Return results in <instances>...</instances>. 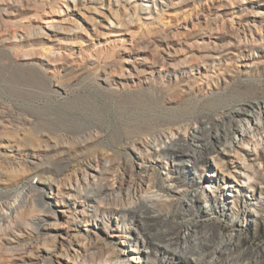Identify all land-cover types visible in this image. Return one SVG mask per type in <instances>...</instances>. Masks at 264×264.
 I'll use <instances>...</instances> for the list:
<instances>
[{
    "label": "rangeland",
    "instance_id": "rangeland-1",
    "mask_svg": "<svg viewBox=\"0 0 264 264\" xmlns=\"http://www.w3.org/2000/svg\"><path fill=\"white\" fill-rule=\"evenodd\" d=\"M240 5L246 7L236 9ZM237 13L247 16L236 22ZM262 13L264 0H0V131L24 129L34 143L49 149L62 141H87L76 155L52 160L50 173H42L59 172L54 194L66 195L68 183L80 177L89 160L94 166L110 161L105 182L120 187L133 183L143 174L132 163L134 142L155 130L194 127L197 117L211 131L218 125L222 132L219 121L227 108L264 99L259 28L246 34L256 38L253 49H231L213 63L202 56L210 47L224 48L233 40L232 29L241 30L246 20L263 28ZM205 18L216 20L211 32L205 31ZM153 63L152 75H145L142 71ZM239 123L249 132L236 136L233 146L217 144L200 162L182 166L179 192L174 191L170 165L162 161L155 167L157 186L147 193L170 200L164 210L180 229L193 222L205 230L217 225L223 239L232 233L240 239L239 249L248 253L264 248V215L256 218L249 211L252 201L264 200V127L245 119ZM22 180L0 181V201L38 178ZM194 188L204 195L187 211L185 193ZM76 219L82 221V215ZM120 219L118 232L134 224L141 227L130 214ZM65 220L60 219L62 228L68 225ZM86 227L122 251L111 262L97 264H151V258L156 263L161 257L144 232L136 246L92 224ZM11 261L0 253V264Z\"/></svg>",
    "mask_w": 264,
    "mask_h": 264
},
{
    "label": "bare ground",
    "instance_id": "bare-ground-1",
    "mask_svg": "<svg viewBox=\"0 0 264 264\" xmlns=\"http://www.w3.org/2000/svg\"><path fill=\"white\" fill-rule=\"evenodd\" d=\"M245 7L240 5L236 9ZM246 16L237 13L236 22L244 20ZM214 22L215 18H205V31L211 32ZM245 23L241 30L240 26L232 29L233 40H229L224 48L210 47L209 52L202 56L211 59L213 63L222 59L231 49H253L256 38L251 36L249 39L246 34L252 35L257 27V34L264 38V27L247 20ZM200 30L195 31H198L197 35ZM154 65L155 63L147 65L142 72L152 75ZM246 73L248 70L243 74ZM188 89L190 92V88ZM227 111L229 113L219 121L222 132H219L218 125L211 131L207 121L197 117L194 127L187 126L182 129L180 126H171L152 131L146 139L133 141L132 163L143 174L124 187L105 182L106 174L111 171L110 161H106L108 165L106 163L102 166H94L90 160L83 162L80 177L75 178L73 183H68L66 195L63 196L54 194V185L60 181L59 172L48 175L42 173H50L49 164L52 160L62 159L64 155H76L78 149L87 141L79 144L62 141L49 149L46 145L34 143L33 137L24 129L0 131V181L17 182L30 177L38 178L35 183H27L16 194L0 201V253L11 257V264H97V260L111 262L118 258L122 251L116 245L102 241L96 232H92L91 236L86 226L92 224L112 238L125 237L128 243L135 241L136 246L142 241L139 234L144 232L143 238L151 246L159 247L161 254L156 263L151 258V264H264V248L255 252H243L247 248H241L242 251L239 249L240 239H234L232 233L223 236V239L217 225L205 230V226L198 228L197 222H193L187 224L185 229H180L169 220V215L164 210L170 200L147 193L148 188L157 186L155 167L160 162L170 165L174 173L171 175L175 181L174 191L179 192L176 184L179 178L177 173L182 166L190 161L200 162L206 153L216 151L217 144L233 146L236 136L243 137L249 132V128H242V123L236 124L238 121L245 119L247 122L251 121V125L264 127V117H260L261 114L264 116L262 98L248 100L240 106L227 108ZM162 155L168 161L163 160ZM203 195L202 191L195 188L186 192L184 208L190 211L194 202L201 200ZM207 197V201L212 200L210 196ZM52 199H55L53 204ZM85 204L88 207L79 210L78 207ZM251 206L253 207L249 211L252 216L257 218L264 215V200L256 199L251 202ZM79 213L82 221L76 219ZM125 214H130L135 222H141V227L134 224L135 226L126 228L125 233L118 232L121 226L120 217ZM64 216L65 223L68 224L66 228H62L64 225L61 223L64 222L60 221ZM47 220L48 224L44 225ZM122 224L126 227V223ZM129 250L139 251L136 247ZM143 251L152 252L146 248Z\"/></svg>",
    "mask_w": 264,
    "mask_h": 264
}]
</instances>
